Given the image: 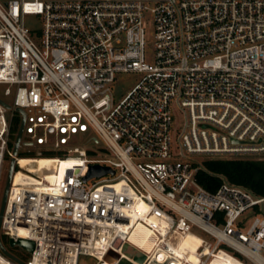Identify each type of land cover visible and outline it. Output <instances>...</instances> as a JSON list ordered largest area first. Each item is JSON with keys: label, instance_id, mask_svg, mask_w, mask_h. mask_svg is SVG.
Wrapping results in <instances>:
<instances>
[{"label": "built area", "instance_id": "built-area-1", "mask_svg": "<svg viewBox=\"0 0 264 264\" xmlns=\"http://www.w3.org/2000/svg\"><path fill=\"white\" fill-rule=\"evenodd\" d=\"M127 72L138 78L114 101ZM0 85V173L13 159L0 264H210L220 245L264 264V196L195 176L206 159L264 160V0H0ZM19 128L17 148L37 149L22 158L54 165L19 164ZM92 165L109 172L83 180ZM19 168L37 177L14 182Z\"/></svg>", "mask_w": 264, "mask_h": 264}, {"label": "rangeland", "instance_id": "rangeland-1", "mask_svg": "<svg viewBox=\"0 0 264 264\" xmlns=\"http://www.w3.org/2000/svg\"><path fill=\"white\" fill-rule=\"evenodd\" d=\"M144 37H145V60L148 62H151V60H152L151 55H152V51H153V44H152L153 40H152V29H151V24H150L149 19L147 20V25L145 27ZM137 78H138V74L133 73V72L116 74L114 82L110 86L111 87V93L114 97V101L119 100L126 93V91L129 90L130 87L135 83ZM2 89H3V85H0V97L5 99L7 102H10V100H11L10 97L2 95ZM15 116H16V118L14 119L13 125H14V127H18L20 124L21 116L19 113H16ZM174 116H175V118H178L179 114L176 115V113H174ZM177 120H179V118ZM21 142L17 148L16 153H14V156L17 158L18 157H36L35 152L37 151V149L32 145L24 146V145H22ZM99 143H100V141L98 142V144ZM44 155H54V154L53 153H41L40 154V156H44ZM95 156H97V155H95ZM8 160L5 159L3 161L1 173H0V203H1L2 195H3V191H4L6 175L8 172V162H9ZM21 166H25L26 168H29V167H34V164L33 163L32 164L24 163ZM15 169H16V164H14V167H13V170H15ZM18 170H19V173L21 175L27 174L28 176H31L34 178L37 177V173H26V171H24V169H21V168H19ZM20 178H21V176H20ZM20 178H18V179L20 180ZM14 182H16V181H14ZM191 232L196 236L204 237V235L201 232L194 231V230H191ZM1 242L9 252H11V253H13V254L21 257V258L25 257V255H23V253H21V252H23V250L20 249V247H18V246L9 245V242L5 237H1ZM220 248L224 252L231 255L235 259L240 260L244 264H251L249 261H247L243 257L233 253L232 251L227 249L225 246L220 245ZM260 254L264 257V250H261ZM80 264H94V260H92L91 258H88V257H83L81 259ZM119 264H128V263L125 260H121L119 262Z\"/></svg>", "mask_w": 264, "mask_h": 264}, {"label": "trees", "instance_id": "trees-1", "mask_svg": "<svg viewBox=\"0 0 264 264\" xmlns=\"http://www.w3.org/2000/svg\"><path fill=\"white\" fill-rule=\"evenodd\" d=\"M15 130L13 126L12 132L14 133ZM195 176L197 182L210 191L217 188L223 177L230 183L246 187L256 196H264V160L206 159L202 161V168Z\"/></svg>", "mask_w": 264, "mask_h": 264}, {"label": "bare ground", "instance_id": "bare-ground-1", "mask_svg": "<svg viewBox=\"0 0 264 264\" xmlns=\"http://www.w3.org/2000/svg\"><path fill=\"white\" fill-rule=\"evenodd\" d=\"M58 161L60 164V169L62 167H70V166L77 167V165L79 164V159L72 158V157L64 158V159H58ZM18 162L21 165L24 163H28V162L30 164L33 163L34 167H29V169H31V170L41 169L44 166L48 167L51 164L54 165V159L49 158V157H39V158H35L34 160H31L28 158H19ZM20 176H21V174L19 172L15 173L14 181L19 180L18 178H20ZM140 230H141L142 236L140 239H135V241L139 245H143L145 248H147V245L144 244L145 235L147 234V232L143 228H140ZM197 243H198V240L193 235H190V234L183 236L179 241L180 248L188 249L189 250L188 256L193 261L195 260V256L192 252H193L195 246L197 245ZM210 264H242V263L236 261L229 254H225L221 251H217Z\"/></svg>", "mask_w": 264, "mask_h": 264}, {"label": "water", "instance_id": "water-1", "mask_svg": "<svg viewBox=\"0 0 264 264\" xmlns=\"http://www.w3.org/2000/svg\"><path fill=\"white\" fill-rule=\"evenodd\" d=\"M0 102L5 107H8L7 104L3 103L2 101H0ZM17 111L21 114V116H23L21 110H17ZM19 127H21V124L19 125ZM19 134H20V128L18 129L15 140H14L13 153H15L16 148H17V144L19 141ZM12 166H13V159H10L9 166H8V172H7L6 179H5L4 191H3V195H2V199H1V203H0V215H1L3 204H4V199H5L6 190H7L10 175H11ZM107 172H109V169L107 167L92 165V166H89L87 174L84 176L83 180H86V179L93 177V176H96V177L101 176ZM10 243H11V241H10ZM17 243L24 246L25 248H27L29 250L32 248V242L30 240L18 239ZM3 252H5V250H3ZM108 255H110V254H108ZM136 259L140 262L143 259V255L138 253V255L136 256Z\"/></svg>", "mask_w": 264, "mask_h": 264}]
</instances>
